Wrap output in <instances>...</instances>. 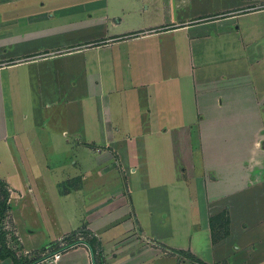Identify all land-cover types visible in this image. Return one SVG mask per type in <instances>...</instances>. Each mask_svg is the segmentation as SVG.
I'll return each mask as SVG.
<instances>
[{
  "label": "crops",
  "instance_id": "crops-1",
  "mask_svg": "<svg viewBox=\"0 0 264 264\" xmlns=\"http://www.w3.org/2000/svg\"><path fill=\"white\" fill-rule=\"evenodd\" d=\"M208 1L0 0V179L19 264H264V0ZM58 142L98 169L54 178L41 144ZM64 198L83 213L64 216Z\"/></svg>",
  "mask_w": 264,
  "mask_h": 264
},
{
  "label": "rangeland",
  "instance_id": "rangeland-1",
  "mask_svg": "<svg viewBox=\"0 0 264 264\" xmlns=\"http://www.w3.org/2000/svg\"><path fill=\"white\" fill-rule=\"evenodd\" d=\"M133 1H134L135 6H136L135 0H133ZM173 1H175V0H173ZM201 4L203 5L202 9H204V8L206 9L207 6L211 5V3L208 0H198V4L195 5V7H194L193 3L190 6L192 13H193V11H195L197 9V7H201ZM144 8H145V6H144ZM178 10L179 9L173 10L174 15L178 14L177 13ZM150 12H151V10H147L146 12L143 11V15L139 21L142 23H146V22L147 23H153L154 18L146 16V13H149V15H150ZM156 18H157V16H156ZM151 21H153V22H151ZM41 145H42L43 149L46 151V154L48 156L47 168L51 169L52 174H54L53 175L54 178L56 177L59 180L63 179L65 177H67L68 175H71V172L73 170H80L81 166L85 165L86 163L91 165V168H94V170L98 169V165H95V159H91L90 157L87 159L86 150H84L83 148L79 150L77 146H71V144L67 145V142L45 144L46 146L43 144H41ZM48 147H51V148H48ZM15 157H16V162L18 164H20V160L18 159V154H15ZM75 160H77L80 163L79 166L73 165ZM92 161H93V164H92ZM30 163H31V166L33 167V163L31 160H30ZM8 165H9L8 168L10 169L11 164L8 163ZM18 169L21 170V172H22V174H20V175L24 176L22 168H18ZM8 191L9 190L7 188L0 187V200L3 198V195L5 193H7ZM62 203L60 204V206H58V208L60 210H61V208H63V215L64 216L65 215H68V216L74 215V214H76V211H78L79 209L83 213V209H82L83 205H84L83 200H82V202H80V203H82V205L80 207H78V205H79L78 203L74 205L71 203L70 199H66V198H64L62 200ZM18 210H20V209L18 208ZM32 211H33L32 217H34V218H31L29 216L30 214H28V215H26V213L24 214V217L26 219H28L29 222L35 224V228L33 225H31L30 230H34V229L39 228V230L41 231L40 233L43 234L44 225L42 223L41 214L39 212V209H38V212H36L34 210V208L32 209ZM7 214H8V211L6 212V215ZM9 223H11V222H9ZM6 226H7V224L5 223V220H3V229L4 230H7V229H5ZM26 230H28L27 227H26ZM27 243H29V241H27ZM49 243H50L49 239H45L43 247L47 246ZM27 260H31V257H27Z\"/></svg>",
  "mask_w": 264,
  "mask_h": 264
},
{
  "label": "trees",
  "instance_id": "trees-1",
  "mask_svg": "<svg viewBox=\"0 0 264 264\" xmlns=\"http://www.w3.org/2000/svg\"><path fill=\"white\" fill-rule=\"evenodd\" d=\"M0 187H5L8 189L6 183H4L1 179H0ZM8 199H9V192L5 193L3 195V198L0 200V257L1 258H11L15 264H19V258L18 256L8 247V243H7V237H6V231L3 229V220L6 218V212L9 210L10 205L8 203ZM210 225L212 228V233H213V240L216 241H220L222 239H224L225 237H227L229 235V215L227 212L222 213L221 215H218L216 217H213L210 219ZM73 244H69L67 246H64L62 250H65L66 248L71 247ZM92 250L93 253L96 255V249L94 247V245L89 242L88 243ZM55 253V252H54ZM53 253V254H54ZM190 259L194 262H197L199 264H206L203 263L202 261L196 259L194 256L190 255ZM95 264H99V262L97 260H95ZM102 262V260L100 261V263ZM32 263V262H30ZM29 262H26L25 264H30ZM102 264V263H101Z\"/></svg>",
  "mask_w": 264,
  "mask_h": 264
},
{
  "label": "built area",
  "instance_id": "built-area-1",
  "mask_svg": "<svg viewBox=\"0 0 264 264\" xmlns=\"http://www.w3.org/2000/svg\"><path fill=\"white\" fill-rule=\"evenodd\" d=\"M61 253L62 252H55L52 256H51V258H53L54 260H58L60 257H61Z\"/></svg>",
  "mask_w": 264,
  "mask_h": 264
}]
</instances>
